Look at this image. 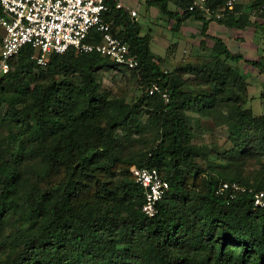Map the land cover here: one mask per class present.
Returning a JSON list of instances; mask_svg holds the SVG:
<instances>
[{
  "label": "trees",
  "instance_id": "1",
  "mask_svg": "<svg viewBox=\"0 0 264 264\" xmlns=\"http://www.w3.org/2000/svg\"><path fill=\"white\" fill-rule=\"evenodd\" d=\"M139 1L147 8H158L174 27L194 22L199 44L213 52L209 61L214 60V64L196 71L191 85V90L207 87L209 93L187 97L180 76L176 75L182 82L170 78L167 70H160L149 46V35L140 34V23L115 8V0H108L104 18L112 22L113 30L136 56L138 64L129 70L141 75L145 84L146 96L139 99L138 106L149 99L147 104L155 106L166 135L165 141L142 153L139 159H131L130 164L156 168L168 181V191L157 202L155 215L146 216L141 211L143 190L129 170L130 178L122 175L116 186H100L92 202L72 200L80 192L78 184H83L75 175L90 176L102 167L95 151L112 147L114 133L133 109L120 104L122 110L115 113L110 98L98 90L97 71L116 66L113 62L97 53H51L46 79L32 86L17 83L8 102L7 114L18 125V131L9 137L18 148L10 152L0 144V222L8 214L17 213L21 224L7 241V249L0 241V253L6 256L0 264H264V207L253 206V194L264 191V179L253 184L222 171L209 172L200 191L186 185L182 167L191 164V157L199 149L187 142L188 132L193 129L187 125L183 108L199 103L212 119L216 115L225 119L238 155L255 156L256 146L264 149V115H254L246 108L248 83L239 73L238 64H250L263 75L261 99L264 65L259 57L233 53L222 38L207 32L211 21L245 28L253 22L251 12L237 14L234 5L228 9L223 0H207L211 9L223 14L208 19L200 9H188L192 0ZM169 2L178 9H170ZM32 52L29 46L23 47L11 61L10 70L1 75L0 107L7 97L2 80L16 75ZM177 71L181 74L182 67ZM153 82L167 90V102L158 94H147ZM251 136L257 140L255 147L249 141ZM24 160L42 162L32 182L21 176ZM61 162L72 165L71 176L55 188L40 185L48 169ZM222 181H236L246 190L228 200L215 193Z\"/></svg>",
  "mask_w": 264,
  "mask_h": 264
},
{
  "label": "rangeland",
  "instance_id": "2",
  "mask_svg": "<svg viewBox=\"0 0 264 264\" xmlns=\"http://www.w3.org/2000/svg\"><path fill=\"white\" fill-rule=\"evenodd\" d=\"M128 1L135 6L137 11L135 21L140 23V34L150 37L149 46L160 70H167L170 78H175L179 82L182 80L184 82L182 89L184 93H187V97L192 98L196 93H209L206 90L207 87H200L202 91H198V88H196L198 90H191L196 71L205 65L214 64V60L209 61L213 53L211 48L199 44L198 26L195 27L190 22L188 24L190 27L184 28L188 42L182 46L179 44L182 34L179 32L184 30L172 26L174 22L170 23L158 8H147L144 2L139 0ZM226 1L228 0H223V2ZM254 3L259 4L250 10V6ZM232 4L237 14L246 15L251 12L253 22L248 27L254 32L250 31L251 36L254 35L253 39L260 53V61L264 65V0H232ZM168 7L178 9L173 2H169ZM195 34L198 35L197 38ZM47 62L41 65L30 57V60L24 62L23 66L17 70L16 75L2 80L7 97L0 107V144L10 152L18 148V143L9 137L11 132L18 131L14 118L7 114L10 95L14 92L17 83L23 85L28 83L32 86L35 82L44 81L47 77ZM177 67H182L181 74L178 73ZM96 75L98 90L110 98L109 102L114 105L115 113L122 110L123 107H120V104L131 107L133 112L126 116L128 120L114 133L112 147L98 148L95 151L96 159L101 161L102 167L92 171L90 176L85 173L75 175L74 178L83 184H78L80 192L72 197L73 201L92 202L96 199V191L104 183L108 187H114L122 175L130 178L129 170L132 165L130 160L139 159L142 153L158 142L166 140L155 106L147 104L149 99H144L141 106H138L139 99L146 96L145 84L142 82L141 75L116 66L102 67ZM176 75L180 76L181 80ZM241 76L244 77L242 74ZM261 77L263 78L262 74ZM57 78L59 76H56ZM250 84V97L245 106L254 115H264V99L259 96L262 89L260 80H251ZM18 107L21 108L22 105L18 104ZM137 109L139 110L135 113ZM183 113L186 115L187 125L193 129L188 132L187 142L199 148L197 155L191 157V164L182 165L185 182L190 189L203 191L205 176L209 172L216 171H222L228 177L238 176L243 181L253 184H258L264 179V149L256 146L257 140L254 136H251L249 141L254 147L256 146L255 156L248 153L238 155L229 138V129L225 119H220L217 115L216 119H212V115L200 103L196 107L183 108ZM41 165L42 162L39 160H24L20 167L22 178L32 182L34 172L40 169ZM72 168L68 162L58 163L52 169H48V175L40 180V185L49 188L57 187L71 176ZM195 169L198 170L196 174ZM19 224L21 223L17 213L8 214L0 222V241L3 249H7V241L15 236ZM109 230V228L106 229L108 232ZM5 257L0 253V260Z\"/></svg>",
  "mask_w": 264,
  "mask_h": 264
},
{
  "label": "built area",
  "instance_id": "3",
  "mask_svg": "<svg viewBox=\"0 0 264 264\" xmlns=\"http://www.w3.org/2000/svg\"><path fill=\"white\" fill-rule=\"evenodd\" d=\"M125 0H115V8L137 18L135 8ZM232 9V0L225 2ZM0 75L10 70L11 61L21 49H33L31 58L45 64L51 53H97L121 69H132L138 60L129 45L113 30L112 22L104 18L109 10L108 0H0ZM189 10L200 9L206 18H220L223 14L208 6L207 0H192ZM147 94H158L167 102L168 92L158 83L147 87ZM130 171L144 194L141 211L148 217L155 215L157 202L169 189L168 181L156 168L131 166ZM246 188L236 181H222L216 194L232 199ZM253 206L264 207V191L253 194Z\"/></svg>",
  "mask_w": 264,
  "mask_h": 264
},
{
  "label": "crops",
  "instance_id": "4",
  "mask_svg": "<svg viewBox=\"0 0 264 264\" xmlns=\"http://www.w3.org/2000/svg\"><path fill=\"white\" fill-rule=\"evenodd\" d=\"M126 5H128L130 8H135V6L130 3V1L125 0L124 1ZM175 10V9H172ZM179 11V10H178ZM137 19V18H136ZM192 23L195 27H197L194 22L191 20L185 21L181 26L180 29H183L185 31V27H190L188 26L189 23ZM199 25V24H198ZM174 26V25H172ZM179 32L182 34V38H180V43L182 46L186 44L187 41V34L185 32ZM250 27H245L242 29H234L232 27H228L225 25H221L217 23L216 21H211L208 26L207 32L209 35L212 36H218L223 39V41L226 43L228 46L229 50H231L233 53H242L245 57L254 59L255 57H259V52L257 50V44L255 43L254 35L253 37L251 36L250 33ZM253 32V31H251ZM254 33V32H253ZM197 34V32H196ZM195 34V35H196ZM198 35H196V38ZM208 40V39H207ZM211 42V44L209 43ZM207 43L209 45H212V41L208 40ZM239 65V73L242 74L247 80V92H248V98L250 97L249 90L251 87L250 81L252 80H260V82L263 80L261 77V74L259 73L258 69L251 66L250 64H238Z\"/></svg>",
  "mask_w": 264,
  "mask_h": 264
}]
</instances>
